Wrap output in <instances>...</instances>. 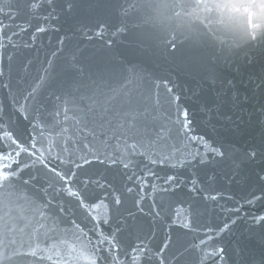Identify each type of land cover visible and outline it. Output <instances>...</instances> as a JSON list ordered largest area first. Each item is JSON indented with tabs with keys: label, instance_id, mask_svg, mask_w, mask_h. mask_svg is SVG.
<instances>
[{
	"label": "snow or ice",
	"instance_id": "1",
	"mask_svg": "<svg viewBox=\"0 0 264 264\" xmlns=\"http://www.w3.org/2000/svg\"><path fill=\"white\" fill-rule=\"evenodd\" d=\"M130 7L135 12L137 5ZM13 9L16 14L24 12L45 22L61 16L75 17L88 40L93 35L103 37L113 28L106 42L108 48L131 30L125 19L129 8L120 0H16L15 4L5 0L0 13L15 19ZM113 17L119 20L118 25L109 23ZM9 27L0 22V88L8 90L26 120L29 106L41 104L40 93L45 88L54 87L59 104L51 120L44 119L38 107L35 109L32 130L26 138L0 115V264H221L226 249L216 242L237 223L235 219L222 226L201 223L193 198L194 203L182 214L178 211L169 218L165 238L154 245L152 223L163 218V206L158 211L153 201L146 211L141 193L147 185L145 177L157 175L151 166L180 169L194 162L207 166L229 160L235 150L203 135H193L190 112L180 106V97L173 94L167 81H142L134 67L110 58L104 60L100 70L87 76L76 52L59 72L49 61L18 99L15 93L20 88H14L11 75L13 55L6 52L15 47L13 37L18 33L8 35ZM46 30L37 24L38 33ZM21 31L27 29L21 27ZM177 43L169 40L166 50H175ZM240 49L247 64L260 62L264 67V38L251 40ZM190 59L197 61L194 54ZM60 74L74 75L58 80ZM16 84L19 86L21 81ZM227 84L229 89L235 88L231 81ZM248 85L249 94L242 99L233 94L230 101L220 100L214 109L205 104L203 110L215 112L233 131L253 118L259 124V143L239 153L240 163L254 166L255 182L260 185V194L252 193L247 200L253 204L264 199V71L255 80L250 77ZM161 86L171 94L168 108L159 95ZM253 101L257 103L248 121L243 116L234 118L235 114L227 111L221 115L228 103L235 108ZM193 144L200 147L192 148ZM140 163L144 170L135 181L137 187L125 185L123 192L99 175L80 176L87 166L100 164L110 169L119 167L132 180ZM232 163L235 171L239 165L236 160ZM41 172L46 183L38 194L35 182ZM164 180L167 187L160 189L163 192H175L181 183L176 175H166ZM214 180L209 177V187L205 188L193 179L190 192L201 194L204 201L216 202L221 194L209 190ZM90 189L111 191L100 197ZM132 193L136 195L129 206L125 197ZM65 203H74V208L65 207ZM149 215L152 221L148 232L140 235L144 231L142 219ZM251 227L264 230V215L253 217ZM126 237H135V241L125 244Z\"/></svg>",
	"mask_w": 264,
	"mask_h": 264
},
{
	"label": "water",
	"instance_id": "2",
	"mask_svg": "<svg viewBox=\"0 0 264 264\" xmlns=\"http://www.w3.org/2000/svg\"><path fill=\"white\" fill-rule=\"evenodd\" d=\"M8 2L15 4L16 0ZM120 2L129 8V15L125 19L129 22L131 30L126 31L111 48L107 47L106 42L111 38L110 32L113 28H109L103 37L93 35V39L88 40L82 34L81 25L75 17L61 16L59 19L45 22L42 19H32L24 12L16 14L15 9V19L0 13V22L10 25L7 34L18 33L13 37L15 47L6 50L7 54L13 55L12 82L14 88H20V92L15 93L17 98L19 99L23 91L34 82L39 70L48 67L49 61L59 72L60 66L66 63L73 52L79 56L85 76L100 70L104 60L110 58L128 67H134L137 77L142 81H167L168 86L173 89V94L180 97V106L186 107L190 112L193 119V135H203L210 140L224 143L235 151L229 160L207 166L195 162L180 169L151 166L157 175L145 177L147 185L141 193L144 197L143 206L146 211L153 201L157 204L156 210H161L159 206H163V218L152 223L155 233L152 243L155 245L163 241L167 231L165 225L169 218L178 211L182 214L194 203L195 198L201 223L222 226L233 219L237 221L235 225H231L230 231L222 234L216 242L218 246L226 249L225 260L221 264H264V230L251 227L253 217L264 215V199L253 204L247 203L252 193L260 194V185L255 182L254 166L239 162V153L245 147L259 143L261 128L253 118L251 122H241L240 127L233 131L215 112L206 113L203 110L205 104L214 109L218 101H230L233 94H238L242 99L249 94V78L255 80L256 75L264 71L260 62L247 64L243 56L244 50L240 49L251 40L264 38V0ZM4 3L5 0H0V6ZM134 3L137 5L135 12L130 7ZM38 23L47 30L38 33ZM109 23L118 25L119 20L113 17ZM21 27L27 31H21ZM171 39L178 41L177 46L175 50H166L165 44ZM227 50L235 51L229 53ZM193 54L197 57L196 62L190 59ZM4 64L8 66L6 57ZM71 75L74 74H60L57 79H70ZM17 80L21 81L19 86L16 84ZM228 81H231L235 88L229 89ZM53 91L54 87L41 91V104L29 106V119L26 120L17 111L19 105L13 102L8 90L0 88V105L3 106V113L0 115L26 138L32 130V116L36 114L37 107L39 112L43 113L44 119H52V113L59 104ZM158 91L164 106L170 107L167 101L171 94H168L163 86ZM257 101L242 103L235 108L228 103L221 110V115L227 111L229 115L235 114L234 118L243 116L244 121H248V115L254 110ZM191 147L200 146L193 144ZM233 160L239 165L235 171ZM255 168L258 170V166ZM143 170L144 164L140 163L136 168L137 176L129 180L124 175V170L119 167L110 169L106 165L93 164L81 170L80 176L99 175L123 192L125 185L137 187L135 181ZM166 175H176L181 182L175 192L160 190L167 187L164 180ZM233 176L235 179H232ZM209 177H215L209 190L221 194V198L216 202L204 201L201 194L190 192L193 179L199 182V186L208 188ZM45 183L41 172L40 178L35 182L38 194ZM110 191L111 189H90V192L100 197ZM135 195L132 193L125 197L129 206ZM65 207L74 208V203H65ZM100 214H103V209ZM150 221V215L143 217L144 231L140 235L147 234ZM104 228L108 231V226ZM134 241L135 237L124 238L125 244Z\"/></svg>",
	"mask_w": 264,
	"mask_h": 264
}]
</instances>
